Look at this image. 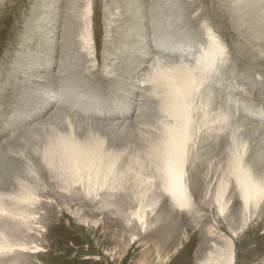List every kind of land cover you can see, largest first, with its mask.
I'll use <instances>...</instances> for the list:
<instances>
[{"label": "rangeland", "instance_id": "374dc122", "mask_svg": "<svg viewBox=\"0 0 264 264\" xmlns=\"http://www.w3.org/2000/svg\"><path fill=\"white\" fill-rule=\"evenodd\" d=\"M233 1L236 0H0V91L9 92L8 98L0 99V184L7 190L12 183L16 184V178L21 179L30 174L23 169L31 167L30 171L33 168L37 172L42 169L44 175H48L41 182L47 187L45 191H50L52 198L58 200L50 205L48 198H45L46 207L43 205L44 208L39 210L40 219L42 218L40 224L44 225V229L36 239L42 250L26 252L11 261L0 256V264H13V261H19L17 264H201L209 252H215L216 245H224L226 239L233 244L234 264H264V220L258 218L259 211L252 218H246L239 199L232 200L225 217L215 206L202 203H197L196 207L190 209L160 203L153 210H147L148 217L144 227L136 218L129 219L132 207L128 206V192L125 190L118 193L117 201L123 204L120 207H107L98 200L86 201L77 193L70 195V204H65L62 197L56 199V185L38 159V152L43 148L50 131L47 124L57 128L65 127L66 116L79 131V136L90 129L102 134L110 146L116 149L126 148L124 158L137 154L142 149L146 139L153 135L156 123L152 105L145 104L144 109L147 111L145 114H138L139 116L137 106L128 123H121L122 116H113L114 112L111 111L115 108L113 106H118L119 110L124 104L131 102L126 95L129 93V82L126 81H130L133 76H129V71L122 72V69L129 70L131 61L137 60L147 49L142 42L148 36L156 38L164 56L172 59L183 53L184 58L191 59L196 55L195 49L205 41L200 36L210 26L208 28H212L218 36L221 35L233 66L222 69L225 74L229 70L230 74H224L223 82H213V87L217 90L211 91L209 99L218 100L227 109L231 107L235 112L232 119L235 118L236 121L241 122L239 111L244 106L245 110L252 111L255 116L256 108L251 109L250 104L244 100L255 101L254 106L258 103L259 108L264 106L263 98H259L264 97V82L260 89L257 83L255 86L243 84L239 77L245 73L259 81L264 79V61H257L261 54L258 50L257 54L251 52V48L248 50L249 47L256 48L252 39L254 35L264 31V9L263 12H250V17L243 16L245 20L239 18L237 22L235 19L232 22ZM88 24L93 40V57L84 38ZM258 24L261 25L259 30L256 29ZM179 39L185 40V44ZM49 40L53 42L49 43ZM167 47H173V50ZM178 48L184 49L183 52L178 51ZM46 62L54 63L51 77H57L60 66L69 75L63 83L58 80V87L46 80L48 84H37L38 81L27 77L28 74L36 77L37 73L48 76L49 72L45 73L47 65L43 66ZM252 66L255 67L250 70ZM107 68L114 69V73ZM238 75L240 76L237 77ZM221 83L227 87V84L230 85L220 89ZM247 87H251L252 91ZM241 92L245 99L237 96ZM51 94L56 96V100H61L59 103L62 109H57L56 112L53 111L55 109L51 110L43 116V121L19 123L26 111L33 106L32 102L41 95L44 100L45 96L50 97ZM63 104L67 108L61 115L59 113L65 110ZM71 107L75 109L72 110ZM142 107L143 105L139 106ZM259 112L261 120L252 118L257 121L256 125L264 129V125H261L264 124V107ZM48 117L49 120L46 119ZM135 118H140L139 122H135ZM9 125H12L11 129L7 128ZM4 129L6 131L3 132ZM236 136L246 137L243 133H237ZM214 143L212 141L209 146L217 152L204 154V162L214 161L213 164L216 165L225 160L222 147L226 146V142L218 145L215 143L216 147L212 146ZM209 146L205 143L204 149L209 150ZM262 147L257 150V154L249 156L251 161L257 162L264 157ZM20 149L26 155L31 156L33 153V157L28 156L33 162L29 163V158L25 155L17 163L22 167L16 165L21 169L16 166L13 168L12 158L16 161L18 158L12 154H20ZM209 167L208 164L204 165L203 173H207V178H213L214 173L209 172ZM164 196L163 194L162 197ZM197 201L199 202V198ZM51 206L54 207L53 217L44 219L46 209L49 210Z\"/></svg>", "mask_w": 264, "mask_h": 264}, {"label": "bare ground", "instance_id": "6f19581e", "mask_svg": "<svg viewBox=\"0 0 264 264\" xmlns=\"http://www.w3.org/2000/svg\"><path fill=\"white\" fill-rule=\"evenodd\" d=\"M233 2L232 22H234V19L236 22L239 18L244 19L243 16H249L250 12L257 13L264 9V0H236ZM258 25L256 26L257 30L261 27V25ZM191 27L193 28V26ZM208 27H206L207 29L204 33L202 32L203 35L200 36V38H204L205 41L201 39L204 43L200 44V46L196 44L198 46L194 53L196 55L191 59L186 56L184 58L183 53L181 56L176 55L177 57L172 59L166 55L164 56L160 46L156 43V38L151 39V36H148L142 42L147 49L140 54L137 60L131 61L129 70L127 68L122 69V72L124 70L129 71L131 73L129 76H133L130 81H128L129 79L126 81L129 82V93L126 95L131 102L129 101L130 104H124L119 110L118 106H113V108L115 107L111 111L114 112L113 116H122L123 121L121 123H128V119L133 117V113L135 114L137 106L138 113H136L139 116L142 113H146L147 109H144V106L149 104L152 105L154 111L152 113L155 114L154 119H156L153 135L146 139L144 146L137 154L124 158L127 149H116L110 146L106 138L97 131L89 129L87 133H82L83 135L79 136V131L77 132L68 116L65 117V127L57 128L47 124L50 131L48 136L46 135V141H43V148H40V152H38L40 157L38 159L42 161L45 171L50 173L56 185V190H54L56 199L62 197L65 200V204H70L68 202V200H72L70 195L77 193L76 195L82 196V199L86 201L98 200L107 207H120L123 204L117 201V198H119L118 193L125 190L128 192V206L132 207L129 219L136 218L145 227L149 208L153 210L160 203H168L174 207L189 209L196 207L197 203H202L210 207L215 206L218 212L225 217L226 210L232 200L236 198L242 204V210L245 212L244 216L246 218H252L259 211L258 218L264 220V157L258 161L256 160L257 162L249 159L251 154L255 155L257 150H261V145L264 142V129L263 127L260 128V125H256L255 122L257 121L252 118L260 119L259 111L264 106L259 108L260 105L257 103L255 107V101H252V103L249 100H244V102L250 104L251 109L256 108V114L254 116L251 110L249 112V110L244 109L245 106H242L244 110L239 111V120H241L239 122L235 118L232 119L235 112L232 111L231 107L227 109L218 100L209 99L210 93L215 89L213 82L218 80L223 82L225 71L223 70L222 72V69L230 67L233 62L231 63L229 60V53L227 52L226 44L220 38L221 35L218 36V33ZM252 27L250 24V28ZM262 30H264V27ZM84 38L86 39L85 42H88L90 46V51L92 50L91 54L93 57L94 49L90 25ZM252 39L256 48L249 47L248 50L250 51L251 48V52L255 53L258 50L261 57L257 58V61H264V31L263 33L260 32L259 35H254ZM52 42L53 40H49V43ZM184 44L181 45L184 46ZM173 47L167 48L173 50ZM177 50L182 51L184 49L178 48ZM44 65H47L46 68L48 70L45 73L49 72L48 76L37 73L36 77H32L30 74L27 77L38 81L37 84H45L47 81L57 87L59 82L63 83L69 77L61 66L58 69L57 77H51V67H53L54 63L50 62L48 64L46 62L43 63ZM254 67L252 66L249 69L251 70ZM114 71L112 69V73ZM227 72L229 73V70ZM228 73L225 75H228ZM239 78L243 84L254 85L257 83L260 89L264 82V79L259 81L255 77L252 78L248 74L245 75V73L244 76ZM227 85L229 87L230 83ZM225 86L226 84L221 83L219 88L224 89ZM247 88L252 91L251 87ZM8 94L9 92L0 91V99L1 97L8 98ZM257 94L259 93L257 92ZM217 95L221 94L218 93ZM237 96L245 99V95L242 92L241 95ZM41 97L42 95L35 100L36 102H32L33 106L29 105L32 107L26 111V115L19 120V123L30 124V122L32 123L35 120L43 121L45 120V117L42 119L43 116L51 110L55 109L53 111L56 112L57 109H62L59 103L61 100H56L54 94H51L50 97L45 96L44 100ZM221 98H223L222 95ZM259 98L264 100V97ZM63 101L65 102V100ZM71 102L70 104H72ZM75 102H78V100ZM83 102L85 103V101ZM70 104L68 103V107ZM141 105L143 107L139 108ZM225 105L227 106V104ZM63 106L64 109L67 108L66 104H63ZM74 106L75 108L77 107L76 105ZM246 106L248 107V105ZM69 110L71 111V109ZM65 111L66 109L59 114L62 115ZM46 119L49 120L50 118ZM139 119L135 118V122H139ZM11 126L9 125L7 128L11 129ZM138 126H140L139 123ZM4 131L6 130L4 129ZM237 133H243L246 137L238 138L236 136ZM212 141H215L217 145L223 141L226 142V146L222 147L224 148L222 154H225L223 163L216 164L215 161L216 165H214V161L210 163L204 162V154H215L217 152L216 149L214 151L210 149L209 145ZM205 143L209 146V150L204 149ZM215 143L212 146L216 147ZM262 148L264 149V146ZM19 151L20 154H12L13 157L18 158V161L12 158L14 160V165H11L13 168L19 162V158L26 155L23 150L20 149ZM28 156L33 157V153L31 156L29 154L26 155L27 158H29ZM202 157L203 159L200 160ZM31 161L29 158L28 162L31 163ZM206 164H208V167L210 165L208 169L209 172L214 173L213 178H207V173L204 175L203 169ZM29 169H23V171L30 172L27 177H22L23 179L16 178L18 180L16 184L12 183L7 190L4 189L3 184H0V256L9 261L15 257L19 258L26 252H36L40 249L41 246L37 244L36 237L44 229V225L40 224L42 218L40 219L41 213H39V210L44 208L43 205H46L45 198H48L50 205L53 201L55 203L58 201L52 198L50 191H45L47 187L44 183H41L43 178H48V175H44L45 172L42 169L38 172L33 168L31 171ZM11 172L13 173V171ZM13 175L15 174L13 173ZM163 194L165 195L164 197H162ZM197 198H199V202ZM117 209L119 212V208ZM53 211L54 207L52 206L49 210L46 209L47 213L44 214V219L53 217ZM33 233L34 236L31 237ZM216 243L214 242V244ZM216 246L215 252L211 250L205 258L206 260L201 261V264H234L235 256L231 241L226 239L224 245ZM18 262L13 261V264Z\"/></svg>", "mask_w": 264, "mask_h": 264}]
</instances>
